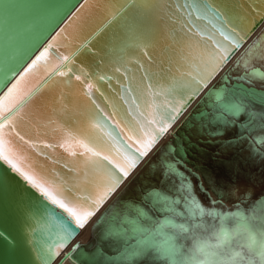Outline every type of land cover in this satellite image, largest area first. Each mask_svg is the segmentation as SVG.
<instances>
[{"label":"snow or ice","instance_id":"6c2138e0","mask_svg":"<svg viewBox=\"0 0 264 264\" xmlns=\"http://www.w3.org/2000/svg\"><path fill=\"white\" fill-rule=\"evenodd\" d=\"M261 26L264 0H0V264H53L198 98L186 125L239 124L264 155V87L248 86L264 83V32L244 47ZM159 156L131 214L118 197L97 221L115 255L87 264H264V197L224 204L183 146Z\"/></svg>","mask_w":264,"mask_h":264},{"label":"bare ground","instance_id":"6f19581e","mask_svg":"<svg viewBox=\"0 0 264 264\" xmlns=\"http://www.w3.org/2000/svg\"><path fill=\"white\" fill-rule=\"evenodd\" d=\"M261 27L253 35L255 33L259 35ZM237 55H239V52ZM257 65H264V61H258ZM243 70L241 67L236 72H233V74H239ZM217 78L219 79V77ZM37 79L38 76L30 78L33 82ZM254 84L264 87V83L261 82H255ZM199 99L181 115L173 128L157 143L149 152V155L133 170L131 175L125 179L121 188L100 208L86 226L80 230L68 248L61 252L53 264H57L58 262L59 264H62V262L63 264H71V261L65 260V253L69 252L72 246L77 243L81 245L85 254L84 260L86 264L96 254L97 249H103L109 256L115 255L116 249L113 241L103 235L104 225L100 229L95 227L97 221L116 202L118 197L122 201L120 204V216L122 217L125 212L131 214L133 210L126 208L125 204L129 201H139L141 193L138 190L147 187L148 185L145 182L154 181L159 175V154L167 141L174 144L177 149L181 146L185 148L187 152L186 163L192 169L198 171L199 176L203 180V187L211 192L214 199L222 201L224 204H232L235 202L236 196H242L245 189L249 191V197L246 198L245 206L260 199V196L264 194V155H261L254 148L255 146H250L247 139H242L237 143L231 141V137L241 134L238 124L223 128L213 126L211 131L205 128L203 132L198 129L196 121H193L191 125H186L185 121L187 118L183 121L182 119L190 110L194 109L193 107ZM255 105L257 109L261 107L260 103L255 102ZM244 118H246V115L241 113L238 119L242 121ZM174 134H178L179 139ZM252 135H260L259 127L252 132ZM208 139H211V141H208ZM191 141H195L203 148L200 149L191 145ZM256 145L259 148L261 147L259 144ZM169 155H175V153H169ZM145 161L147 162L145 163ZM150 161H156V163L149 166ZM191 178L197 185L196 191L207 204L208 197L200 190V180L196 176H192ZM210 181L214 184L215 191L209 187ZM233 188H239L240 191L234 195ZM119 222V219H117V223Z\"/></svg>","mask_w":264,"mask_h":264},{"label":"water","instance_id":"95a60500","mask_svg":"<svg viewBox=\"0 0 264 264\" xmlns=\"http://www.w3.org/2000/svg\"><path fill=\"white\" fill-rule=\"evenodd\" d=\"M68 21H67V19L65 20V22L64 23H67ZM60 27H64V24H61L60 25ZM259 29V28H258ZM257 29V30H258ZM57 31H59V28H57L56 29V31H53L52 32V34L48 37V40H51L52 39V37H54L55 35H56V32ZM261 32H264V26H262L261 27V29H260V31H259V35L261 34ZM257 33H255L253 36H252V38L251 39H249L248 41H247V43L244 45V47L246 48L247 46H248V44H251L252 43V41L253 40H255L258 36H259ZM47 40L45 41V45L47 44ZM43 47V46H42ZM42 47H41V50H42ZM243 48H241L238 52H239V55H240V53L241 52H243ZM237 52V53H238ZM237 53H236V56H234L233 58H234V60L233 61H235L236 60V57L237 56H239V55H237ZM39 54V52H37L36 53V55H38ZM53 56H55V53L53 52ZM232 58V59H233ZM32 59H35V56H33L32 57ZM27 63H31V60H28V62ZM27 63H25L24 65H23V67H21L20 69H19V71L20 72H23V70H24V68H26L27 67ZM258 66H260V65H258ZM244 71V70H243ZM242 71V72H243ZM241 72V73H242ZM43 73V67L41 66V67H38V69L35 71V73H34V75L32 76V77H35V76H38V79L40 78V75ZM223 74V73H222ZM221 74V75H222ZM240 74V73H239ZM238 74L237 73H234L233 74V76L235 77V76H237ZM32 77H30V78H32ZM37 79V80H38ZM218 79V78H217ZM14 82V81H13ZM42 82V81H41ZM236 81L235 80H233V83H235ZM213 83H215V81H213ZM9 87L11 86V84H9L8 85ZM249 87H256L257 89H260V88H262V86H257L256 84H249L248 85ZM209 87H211V85H209ZM4 91H7V89L5 88L4 89ZM205 91H207V89H205ZM0 95H3V92H0ZM202 96H203V94L201 95V98H202ZM199 102V101H198ZM198 102L196 103V105L193 107L194 109L197 107V105H198ZM256 103H260L258 100L257 101H255ZM193 109V110H194ZM192 110V111H193ZM192 111L190 110L185 116H184V118L182 119V121L185 119V118H188L189 117V114H190V112L192 113ZM244 115H246V114H244ZM181 117V116H180ZM179 117V118H180ZM247 119H248V116L246 115V118H244V120H239L241 123H243V122H246L247 121ZM181 121V122H182ZM239 125V124H238ZM239 135H241V134H239ZM239 135H236V136H233V137H231L230 139H231V141H234L235 143H237V142H240V141H236L235 140V138L237 137V136H239ZM188 137V136H187ZM187 139H189V138H187ZM201 140V139H200ZM208 141H211V139H208ZM167 143H171V142H169V141H167L165 144H167ZM164 144V145H165ZM172 144V143H171ZM190 144L191 145H194V146H196L197 148H200V149H202L203 147H201L200 145H198L195 141H191L190 142ZM173 145V147L175 148V145L174 144H172ZM25 148H26V150H29V151H32L33 152V158L34 159H39L40 161H42V162H45V163H48V164H51V161L50 160H45V158H43V157H38L36 154H35V152H34V150H31V149H28L27 148V146H25ZM254 148H259L257 145H255V147ZM260 149V148H259ZM56 156L59 158V159H68V153L67 152H65L64 150H62V149H57V151H56ZM144 160V159H143ZM142 160V161H143ZM141 161V162H142ZM140 162V163H141ZM147 161H145V163H146ZM158 162H159V160H158ZM185 163H186V160H185ZM3 164V162L2 161H0V165H2ZM188 165V164H187ZM56 167H60V165H55ZM188 167L190 168V169H192V167L190 166V165H188ZM194 172H196V173H198V171H196V170H194V169H192ZM262 197H264V194H262L261 196H260V198H262ZM81 230V229H80ZM80 230H79V232H80ZM95 252H96V250H95ZM54 262V261H53ZM57 264H59V262L57 263Z\"/></svg>","mask_w":264,"mask_h":264}]
</instances>
